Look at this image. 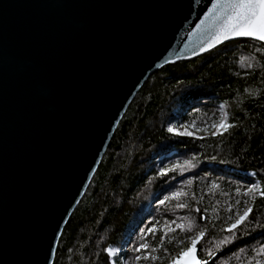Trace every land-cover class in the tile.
<instances>
[{
  "label": "water",
  "instance_id": "water-1",
  "mask_svg": "<svg viewBox=\"0 0 264 264\" xmlns=\"http://www.w3.org/2000/svg\"><path fill=\"white\" fill-rule=\"evenodd\" d=\"M212 0H0V264H54L147 81L214 47ZM203 45V48L201 47ZM198 259V249H196Z\"/></svg>",
  "mask_w": 264,
  "mask_h": 264
},
{
  "label": "trees",
  "instance_id": "trees-1",
  "mask_svg": "<svg viewBox=\"0 0 264 264\" xmlns=\"http://www.w3.org/2000/svg\"><path fill=\"white\" fill-rule=\"evenodd\" d=\"M221 123L231 126L218 130ZM253 183L264 189V45L240 40L147 81L66 225L54 264H173L200 232L196 249L207 264H264L256 251L264 246V196L249 191ZM248 207L245 223L229 233Z\"/></svg>",
  "mask_w": 264,
  "mask_h": 264
},
{
  "label": "snow or ice",
  "instance_id": "snow-or-ice-1",
  "mask_svg": "<svg viewBox=\"0 0 264 264\" xmlns=\"http://www.w3.org/2000/svg\"><path fill=\"white\" fill-rule=\"evenodd\" d=\"M198 27L203 28L209 34L206 41L209 47H214L230 37H250L264 42V0H212V7L205 13V19L201 21ZM201 47L203 48V45ZM248 66L251 67V65ZM230 126L223 123L219 125L220 128ZM214 127L216 126L214 125ZM168 131L173 132L174 130L169 128ZM187 134L191 135V133ZM189 163V161H185L183 165H176L174 168L183 169ZM162 174L166 175L167 170H164ZM256 189H261L259 194L264 196V189L261 188L260 184L253 183L249 191ZM180 207H184V205L181 204ZM251 212V207L246 208L243 214L228 227L227 231L231 233L237 229L238 225L244 224ZM203 236L204 232H200L197 238L192 239V246L182 252L173 264H207V261H202L196 256L197 241ZM228 242H230L228 237L220 241L221 244ZM106 251L111 254L113 249H106ZM136 251H139V248ZM256 251L258 255H264V246ZM208 254L212 255L211 251ZM136 259L139 260L140 257L137 256Z\"/></svg>",
  "mask_w": 264,
  "mask_h": 264
},
{
  "label": "rangeland",
  "instance_id": "rangeland-1",
  "mask_svg": "<svg viewBox=\"0 0 264 264\" xmlns=\"http://www.w3.org/2000/svg\"><path fill=\"white\" fill-rule=\"evenodd\" d=\"M172 129L180 136H184V137H196L197 134L194 132H191L185 128H181V127H172ZM222 128L218 127V130H221ZM187 133H191V135H188ZM126 249H122L120 252L121 254L125 253ZM110 254V253H109ZM115 256V253L112 252L110 254V257L113 258Z\"/></svg>",
  "mask_w": 264,
  "mask_h": 264
}]
</instances>
